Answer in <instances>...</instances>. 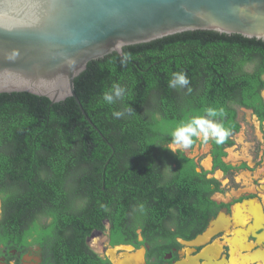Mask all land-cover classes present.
Instances as JSON below:
<instances>
[{
    "label": "trees",
    "instance_id": "1",
    "mask_svg": "<svg viewBox=\"0 0 264 264\" xmlns=\"http://www.w3.org/2000/svg\"><path fill=\"white\" fill-rule=\"evenodd\" d=\"M124 54L130 58L121 63ZM176 72L186 74L187 87L168 86ZM262 73L263 40L193 30L89 61L74 90L90 121L72 97L52 103L28 92L0 93L2 235L19 243L48 236L57 264H84L94 256L85 237L104 218L112 238L124 236L115 242L133 232L135 207L147 217L164 211L177 225L195 222L213 204L218 183L167 148L170 134L208 108L222 112L215 120L230 135L222 144L211 141V155L213 169H228L221 156L240 129L232 104L264 112ZM113 83L125 93L109 105L102 93Z\"/></svg>",
    "mask_w": 264,
    "mask_h": 264
},
{
    "label": "water",
    "instance_id": "2",
    "mask_svg": "<svg viewBox=\"0 0 264 264\" xmlns=\"http://www.w3.org/2000/svg\"><path fill=\"white\" fill-rule=\"evenodd\" d=\"M193 30L264 41V0H0V93L72 97L90 121L74 90L89 61Z\"/></svg>",
    "mask_w": 264,
    "mask_h": 264
},
{
    "label": "flooded vegetation",
    "instance_id": "3",
    "mask_svg": "<svg viewBox=\"0 0 264 264\" xmlns=\"http://www.w3.org/2000/svg\"><path fill=\"white\" fill-rule=\"evenodd\" d=\"M261 78L264 80V73L261 74ZM263 90L264 87L259 92L262 102H264ZM232 107L236 110L239 108L248 111L256 120L264 139V112L261 111L258 115L252 107L238 103L232 104ZM235 133L230 136L232 140ZM211 141L210 138L205 142L208 148L202 158L197 153L204 142L200 136L194 138L193 145L188 149L177 150L193 160L196 172L205 171L206 178H213L218 183V189L210 194L213 204L206 211L197 212L195 222L177 225V222L163 216L164 211L158 210L151 217H147V214L142 215L135 207L138 214L135 217L133 232L127 235L125 242H115L124 236L117 235L112 238L111 224L108 218H104L103 227L91 229L85 237V243L94 256L91 258L88 256L84 264H259L260 262H252V260L257 259L256 257H264V204L260 194L264 195V172L262 183L258 185L252 183V190L230 195L228 198L215 197L216 194H222L227 187L230 188L216 177L217 172L229 182L234 174L243 170L251 171L252 167L246 161H239L236 164L226 161V148L229 147L226 146L221 160L230 167L226 170L218 167L213 169ZM169 145L170 142L168 147ZM196 145L197 149H195ZM206 157H209L208 168L199 163L200 160L204 165ZM171 166L175 167L176 163L171 162ZM243 217V222L236 223L234 220H242ZM46 220L50 219L46 217L39 219L40 222ZM211 221L213 222L210 225ZM208 229H210L208 236H205ZM224 232H228L227 238L231 241L228 245H221L222 238L217 239ZM3 235L0 228V264H57L50 245L51 239L48 236L39 237L36 234L19 243L9 241ZM207 248L209 250L205 252ZM236 248H238L237 252ZM229 249L233 253H229Z\"/></svg>",
    "mask_w": 264,
    "mask_h": 264
},
{
    "label": "rangeland",
    "instance_id": "4",
    "mask_svg": "<svg viewBox=\"0 0 264 264\" xmlns=\"http://www.w3.org/2000/svg\"><path fill=\"white\" fill-rule=\"evenodd\" d=\"M262 94L264 96V90L262 91ZM237 120L239 121L241 128L240 130L235 133L232 138L234 140V143L226 148V157L225 160L232 163H238L239 161H246L250 167H252L251 171L243 170L239 173L234 174L233 178L228 181V179H224L220 177L219 172L216 173V177L220 179L225 185L228 184L230 188H226L225 191H223L222 194L215 195V197L218 198H228L230 195L239 194L240 192H246L252 190V183H255L256 185L261 184L263 181V172H264V139L262 138V134L260 130L257 127L256 120L253 118V116L248 111H243L239 108H237ZM208 145L203 142V144L200 146V149H198L199 155L204 157L207 151ZM197 149V145L196 148ZM200 158V157H199ZM206 160V159H205ZM199 163L202 161L199 160ZM204 163V162H203ZM205 168H208L207 166H204ZM260 188V187H259ZM261 190V189H260ZM260 193V192H259ZM261 194L262 202L264 204V195ZM235 222H243L244 217L242 220L234 219ZM212 222V221H211ZM210 222V225H211ZM227 233L224 232L220 238H222L221 245L223 244H230V238H227ZM92 240V239H91ZM95 238H93V241ZM217 243L218 240H216ZM94 243V242H93ZM232 246V244H231ZM235 251H238V248L235 249ZM140 252V251H139ZM233 253V251H230L229 253ZM112 254V253H111ZM227 254V250H226ZM225 254V255H226Z\"/></svg>",
    "mask_w": 264,
    "mask_h": 264
},
{
    "label": "clouds",
    "instance_id": "5",
    "mask_svg": "<svg viewBox=\"0 0 264 264\" xmlns=\"http://www.w3.org/2000/svg\"><path fill=\"white\" fill-rule=\"evenodd\" d=\"M129 58L128 54H124V59L121 63L126 62ZM189 84L188 77L182 72L173 73L172 78L168 82L170 88L187 87ZM188 90L191 91L190 88ZM124 93L125 89L120 84L113 83L109 90L102 93V100L106 104L111 105L120 99ZM112 115L120 118L124 113L114 111ZM220 115H222V112L208 108L204 116L193 117L189 121L181 123L171 132V141L167 148L173 153H176L178 149H188L194 143L193 138L197 136L202 137L204 142L211 138L216 144L224 143L230 135V130L226 129L221 123L216 122L215 118Z\"/></svg>",
    "mask_w": 264,
    "mask_h": 264
},
{
    "label": "bare ground",
    "instance_id": "6",
    "mask_svg": "<svg viewBox=\"0 0 264 264\" xmlns=\"http://www.w3.org/2000/svg\"><path fill=\"white\" fill-rule=\"evenodd\" d=\"M208 159V158H207ZM204 163H206V160L204 161ZM236 211V210H235ZM222 221V220H221ZM214 225V224H213ZM210 231V229H208L206 232H205V236H208V232ZM209 250V248H207L206 249V251L205 252H207ZM204 252V253H205ZM203 253V254H204ZM253 258V257H252ZM257 259H253L252 260V262H254V261H258V262H260L259 264H264V257L263 256H261V257H256ZM259 258V259H258ZM250 259V258H249Z\"/></svg>",
    "mask_w": 264,
    "mask_h": 264
},
{
    "label": "crops",
    "instance_id": "7",
    "mask_svg": "<svg viewBox=\"0 0 264 264\" xmlns=\"http://www.w3.org/2000/svg\"><path fill=\"white\" fill-rule=\"evenodd\" d=\"M205 159H206V163L204 164V166H208V159H209V157H208V159H207V157Z\"/></svg>",
    "mask_w": 264,
    "mask_h": 264
}]
</instances>
